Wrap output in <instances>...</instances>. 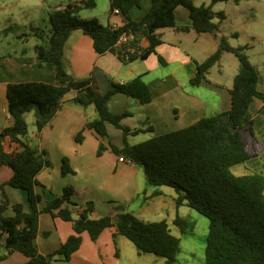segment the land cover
<instances>
[{
  "label": "trees",
  "instance_id": "trees-1",
  "mask_svg": "<svg viewBox=\"0 0 264 264\" xmlns=\"http://www.w3.org/2000/svg\"><path fill=\"white\" fill-rule=\"evenodd\" d=\"M228 0H212L210 4L197 5L193 0H152L150 10L140 20L131 17V9L141 6L142 0H110V12L119 9L123 23L117 26L105 25L97 17L84 18L81 6L93 7L94 0H82L81 4L69 3L49 12L50 34L44 30L35 36L38 65L54 64L58 84L44 81L10 82L6 86L8 113L12 125L0 127V169L13 170L11 178L0 185V239L5 237L4 253L0 262L13 252L28 257L23 264H59L69 261L82 243L81 234L87 231L96 241L101 233L116 227L114 239L122 235L133 242L140 254H153L165 259L164 264H179L182 251L181 239L174 235L167 221H144L132 212L116 216L93 218L95 210L92 201L87 202L78 217L73 216L76 205L72 197L75 187L68 185L61 195L54 197L46 206L40 207L42 196L36 191L40 185L38 175L52 167L46 150H40L28 143L29 133L26 114L34 111L35 124L40 132L55 117L64 104L65 97L73 92L71 102L80 107L94 105L97 117L87 122L86 128L95 130L104 140L108 126L120 128L125 145L122 148L112 144V150L119 156L142 168L149 185L169 186L176 190L177 206L186 203L209 219L206 240V264H264V177L259 173L236 175L231 168L259 154L258 149L248 146L244 133L254 135V119L250 105L254 98L264 103V91L259 89L260 74L251 62L246 46H233L227 35H222L218 49L203 62H197V71L192 79L199 85L207 78L211 68L219 63L225 52L232 53L239 61V69L231 88L232 105L227 111L206 116L184 128L154 136L146 141L131 145L128 136L139 130H132L122 123L128 113L114 114L109 101L115 93L122 92L142 104L152 101V92L142 76L124 84H114L105 94L93 76L76 78L65 66V46L73 31L80 30L90 36L98 54L115 52L121 61L130 63L146 59L163 42L161 29L174 28L187 32L191 28L198 33H217L226 19L224 12H216L214 5ZM187 8L192 26L178 25L175 10L178 6ZM218 19V21H216ZM15 24L5 29L21 30ZM27 35L26 32L19 37ZM128 41L119 43L121 36ZM139 35L145 36L149 45H139ZM232 36L238 37V33ZM77 141L84 139L83 131L77 134ZM16 145L13 151L9 148ZM105 145L101 143L98 154ZM69 159H63L62 174L74 173ZM10 185L26 191L31 207L26 211L21 202H12L5 192ZM159 192H156L157 195ZM11 208L13 214L7 213ZM50 213L54 217L70 221L74 234L56 250L42 254L35 240L40 231V216ZM173 223L183 233H193L195 221L177 215ZM46 235V233H45Z\"/></svg>",
  "mask_w": 264,
  "mask_h": 264
},
{
  "label": "crops",
  "instance_id": "crops-1",
  "mask_svg": "<svg viewBox=\"0 0 264 264\" xmlns=\"http://www.w3.org/2000/svg\"><path fill=\"white\" fill-rule=\"evenodd\" d=\"M81 1L77 0L75 3L80 5ZM69 3L74 1L59 4L54 9ZM151 6L152 0H142L141 6L131 9V17L134 20L142 19ZM215 6L213 8L216 11ZM82 8L83 6L79 10L81 16H96L105 25L123 23L122 14L110 12V0L105 11L102 10L106 5L101 11L84 15ZM175 15L178 25L192 26L189 11L184 6H178ZM160 32L163 42L157 46L155 52L146 59H137L130 63L121 61L115 52L98 54L92 38L80 30L73 31L65 46L64 61L67 71L79 79L93 76L101 94L110 91L114 84L127 83L137 76H142L150 88L153 98L146 104L122 92L115 93L109 101L112 113L129 114L122 119L124 125L132 130H139L128 136L131 145L184 128L203 117L227 111L232 105L231 88L239 69V61L229 56V52H225L221 61L211 68L205 80L199 85L192 84L197 71L196 63L203 62L218 49L220 38L225 35L224 30L221 28L219 32L212 34L198 33L193 28L187 32L164 28ZM138 39L142 48L149 45L145 36L139 35ZM225 59L230 65L228 81L211 78L214 70L220 75L224 74ZM40 62L43 61L21 56L14 59V64L7 61L0 63V86H3L5 94L6 86L10 82L44 81L58 84L55 65L39 66ZM251 62L259 70V89L264 91V71L252 60ZM74 95L71 92L65 97L61 109L42 131L39 132L35 127L32 137L28 133L25 138L33 147L46 150L53 164L38 175L40 185L36 186V191L42 196L40 207L61 195L66 186L72 185L75 187L72 197L76 204L72 209L74 217H78L87 202L92 201L95 206L93 218L132 212L144 221L165 220L171 229L170 225L174 224L177 215L185 217L182 210L188 205L183 203L177 206L178 193L174 188L149 185L142 168L128 159L120 161V156L112 150L111 145L124 147L122 130L109 125L108 136L102 140L95 130L86 128L87 122L97 117L95 106L84 108L73 104L71 99ZM4 110L7 111V123L2 127L13 123L8 113V101ZM250 112L255 122L254 135L248 132L244 135L248 146L260 151L257 156L243 162L244 171L249 167L253 170L264 167L263 101L254 98ZM79 131H83L84 136L80 142L76 138ZM101 143L105 145V149L99 155ZM14 148L16 145L13 144L9 150L13 151ZM64 158L69 159L74 173L62 175ZM246 172L243 175L258 173ZM12 174L11 168H1L0 185L7 182ZM5 192L12 202H21L27 212L31 210L25 190L6 185ZM156 192L159 194L154 195ZM142 194L145 195L143 200ZM7 213L13 214L12 209L9 208ZM115 231V226L105 229L96 241L84 231L81 234L80 248L72 254L69 261L61 260L59 264H164L165 260L150 258L149 255L153 254H140L133 242L122 235L115 241ZM72 234L74 230L70 221L44 212L40 216V231L35 243L40 253L47 254L58 249ZM5 237L0 239V254L5 252ZM27 260L28 257L23 253L13 252L0 264H23Z\"/></svg>",
  "mask_w": 264,
  "mask_h": 264
},
{
  "label": "rangeland",
  "instance_id": "rangeland-1",
  "mask_svg": "<svg viewBox=\"0 0 264 264\" xmlns=\"http://www.w3.org/2000/svg\"><path fill=\"white\" fill-rule=\"evenodd\" d=\"M70 1L75 2L77 0H0V63H3V61L13 63L14 59H18L21 56L25 58H36L33 48L38 43V39L34 34L35 30L31 29V26H34V28L35 26L39 27L37 32L44 30L46 34H50L51 24L48 20L49 12L57 5ZM94 1L95 5L93 7L83 6L82 10L84 15L86 13L101 11L104 5H106V8L102 11L107 9L108 0H102V2L100 0ZM193 1L197 5H208L212 0ZM215 5L216 12L222 11L226 15V19L222 22L221 28L224 30L225 35L229 37L231 44L233 46H246V52L251 60L261 71H264V0H228ZM216 20L218 21V19ZM15 24L23 26L22 29H14L7 34L5 29L11 25L15 26ZM23 32H26L27 35L19 37V34ZM233 33H238V37L232 36ZM229 56L235 59V61H238L232 53H229ZM224 64V74L220 75L214 70L211 78L228 81L227 76L230 75V65L226 59L224 60ZM0 89H2V91L0 90V127H2L7 123V111L4 110L7 100L3 86H0ZM26 120L29 125L30 136L32 137L36 127L34 111L26 114ZM242 168H244L243 163H240L234 165L231 170L237 175H243L248 170L249 172L246 173L258 172L264 177V167L257 169L258 171L250 167V169L247 168L244 171ZM144 196L142 194V200ZM182 212L186 218L195 221L196 225L193 233H183L178 226L174 224L170 225L172 233L181 239L182 251L178 256V263L206 264L205 249L209 232V219L189 206L183 209ZM149 256L158 261L165 260L163 257L156 255Z\"/></svg>",
  "mask_w": 264,
  "mask_h": 264
},
{
  "label": "built area",
  "instance_id": "built-area-1",
  "mask_svg": "<svg viewBox=\"0 0 264 264\" xmlns=\"http://www.w3.org/2000/svg\"><path fill=\"white\" fill-rule=\"evenodd\" d=\"M114 13L121 14L119 9H115ZM113 26H117V25H113ZM127 41H128V37L123 35V36H121L119 43H124V42H127ZM126 160L127 159H124V157L120 156V161H126Z\"/></svg>",
  "mask_w": 264,
  "mask_h": 264
}]
</instances>
